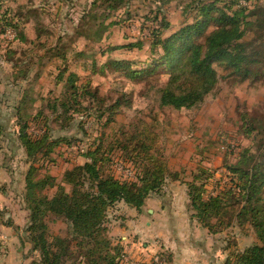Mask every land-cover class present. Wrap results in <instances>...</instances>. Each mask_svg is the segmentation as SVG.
I'll list each match as a JSON object with an SVG mask.
<instances>
[{
	"label": "trees",
	"instance_id": "trees-1",
	"mask_svg": "<svg viewBox=\"0 0 264 264\" xmlns=\"http://www.w3.org/2000/svg\"><path fill=\"white\" fill-rule=\"evenodd\" d=\"M107 1L93 0L92 6L99 10ZM172 1L152 0L155 8L141 17L143 22L138 21L143 27L152 23L146 26L150 37L145 60L111 58L118 49L142 50V40L109 45L103 54L101 49L97 51L91 45L102 44L109 39L110 33L107 32L112 26L119 25V11L124 10L127 20L131 18L126 6L128 0H116L109 7L110 10L103 13H94L92 9L85 12L80 28L77 25L73 27L77 42L84 38L87 43L83 50L75 52V61L69 63L66 57L72 45L66 46L65 42L64 46L61 45L63 37H59L60 51L56 56L64 61L65 67L60 70L57 79L58 83L65 84L66 89L54 98H43L44 101L48 98V109L53 112L59 109L57 119H66L67 124L72 126L76 119L74 115L82 114L98 120L106 118V127L123 107L132 106L130 91L116 99H108L111 102L107 103L99 86L94 89L90 87L92 79L85 84H77L80 75L71 70L72 65H79V59L85 58L84 67H92L95 72L97 54L109 55L103 73L106 68H114L137 81L155 80L159 85L155 89V98L160 107L174 110L190 109L204 102L224 79L256 83L264 81L263 2L246 0L248 5H243L241 0H190L182 8L180 25H174L168 12ZM218 2L224 6H217ZM3 7L4 3L0 1V10ZM19 14L16 8L7 7L0 13V21L4 20L6 28L16 31V37L27 41L26 29ZM45 33L39 32L37 35L42 38ZM50 36L45 37L48 40ZM26 100L27 94L15 106L17 112H23V122L15 140H19L18 148H22L27 161L36 162L40 153H43L41 159L46 160L58 143L69 141L66 137H52L48 125L51 117L46 115V107L34 115L27 114ZM242 116L243 127H246L244 134L251 139V145L242 146L237 161L226 164L234 180L237 179L236 184L207 198L205 181L211 176H203L200 173L202 167L194 170L191 173L192 181L187 184L188 208L194 213L191 217H196L202 227L214 235L221 231L220 227H228L226 220L233 217L241 225L251 226L255 230L256 241L237 252L235 263L264 264V110L247 112ZM155 120L149 123L139 118L127 126L122 125L114 132L107 149L104 143L108 137L102 133L99 146L84 152L86 162L66 171L62 183H58V179L50 174L37 178L39 168L31 163L22 195L26 202L25 209L29 211L25 229L29 233L28 241L40 254V260L33 264H67V258L77 256H82L85 264H121L123 247L113 245L104 227L108 209L122 201L141 209L148 197L161 194L169 176L174 180L180 176V172L170 171L168 167ZM41 121L48 125L42 135L28 133L31 123L40 124ZM3 133L5 129L0 126V139ZM112 150L122 151L135 163L139 171L136 181L121 182L106 173L104 166L111 160L109 153ZM69 186L71 190L67 189ZM48 187L57 190L52 195L43 193ZM50 214L67 222V237L50 233L46 223ZM78 262L74 259L70 264ZM232 262L230 254L224 264Z\"/></svg>",
	"mask_w": 264,
	"mask_h": 264
},
{
	"label": "rangeland",
	"instance_id": "rangeland-1",
	"mask_svg": "<svg viewBox=\"0 0 264 264\" xmlns=\"http://www.w3.org/2000/svg\"><path fill=\"white\" fill-rule=\"evenodd\" d=\"M0 1L4 3L0 13H3L7 7L16 8L20 12L22 26H25L27 33V41H22L16 37L18 36L16 31L10 27L6 28L4 20L0 21V126L5 129V134H1L3 137L0 139V218L3 220L5 217L7 222H11L14 217L17 220L16 225L18 224L21 228L16 248L18 250L16 264H33L40 260V254L33 249L32 243L28 241L29 233L25 230L28 226L29 211L26 210V220L25 210L23 211V208H26V202L22 193L26 187L25 178L30 166L33 164L39 168L40 173L37 178L50 174L58 179V183H62L66 171L74 165H82L86 162L87 158L83 156V153L91 147L94 150L99 146L102 133L106 138L108 137L104 143L107 149L114 137V132L122 125H129L134 119L143 118L149 123L157 119L155 124L161 133V147L168 167L170 171L180 172L178 180L170 176L167 178L159 196H168L173 185H178L182 191L189 190L187 184L192 181L191 173L201 167L200 173L203 176H211L205 181L207 198L236 184L237 179L234 180L226 164L235 163L241 147L251 145V139L244 134L246 127H243L242 114L264 110V81L256 83L238 82L234 78L224 79L213 94L193 108L174 110L160 107L155 98V89L159 86L155 80L137 81L126 75L124 71L114 68H106V73L102 72L109 57L108 54H102L109 45L118 46L142 40L144 41L142 50L118 49L113 52L111 58L135 61L147 58L150 31L146 26L152 23H147L143 27V24L139 22H143L141 17L148 14L149 10L156 5L152 0H128L126 6L129 8L131 18L127 20L124 10L119 11L121 14L118 18L119 25L112 26L107 32V34L110 33L109 39L102 44H91L95 50H102V54H97L96 71L94 72L92 67L90 69L84 67L85 58L79 59L80 64L72 65L71 70L77 71L80 75L77 84H85L87 80L92 79L90 87L94 89L99 86L107 103L111 102L108 99H116L130 91L133 97L132 106L123 107L114 121L109 122L106 127H104L106 118L98 120L82 114H75L76 119L70 126L66 119L56 118V114L60 112L59 109L53 112L52 109L47 108L48 98H54L66 89L65 84L58 83L57 79L60 70L65 67L64 61L56 56L60 51L58 39L60 36L63 37V44H61L63 46L64 42L66 46L72 45L66 57L69 58V63L75 61L77 58H75V52L83 50L87 43L84 38L77 42L73 27L77 25L80 28L81 18L85 12L92 9L94 13H103L105 10H110L109 7L114 5L116 0L107 1L99 10H95L92 6L93 0ZM189 1L173 0L170 5L168 4V12L174 25H180L183 19L182 8ZM217 6H224V4L218 2ZM28 11L30 13H27ZM112 19L115 20V17ZM39 32L46 33L39 38L37 35ZM45 36L51 38L47 40ZM26 94L25 112L34 115L39 109L46 107V115L51 117L48 125L52 137H66L69 141V143L67 141L58 143L53 148L51 157L46 160L41 159L43 153H40L39 160L36 162L27 161L22 148H18L19 140H15L21 129L20 124L23 122V112H17L15 106ZM44 97H48L46 101L43 100ZM48 125L43 122L31 123L28 126V133L40 136ZM105 149L102 151L105 152ZM109 156L111 160L104 166L107 174L121 182L137 180L138 168L122 151L112 150ZM203 169L206 172H203ZM217 188L223 189L216 191ZM67 189L71 190V186ZM56 190L57 188L48 187L43 193L52 195ZM153 198V196L148 197L141 209L129 206L123 201L117 202L108 209L104 227L113 245L123 247L121 264L174 263V259L171 260L174 254L169 255L167 252L170 250L163 252L160 249L159 245H162L164 241L157 237L158 231L145 223L152 221V215H148L146 210L152 206L149 200ZM131 208L142 214L140 219L135 217L136 213H133ZM192 214L194 213L190 209L189 217ZM191 219L194 223H199L196 217ZM226 222L229 223L228 227H220L221 231L216 235L204 228L209 234L215 236L214 245L217 246L215 253L218 254L210 256L207 261H204L206 263L202 264H224L230 254L234 261L231 264H236L237 252L256 241L255 230L251 226L241 225L234 217L227 219ZM46 223L50 233L68 236L69 226L62 218L50 214L46 218ZM198 225L202 227L200 223ZM125 234L130 240L128 244L122 241V236ZM186 234L188 233L184 235ZM210 237L213 239V236ZM0 241V250L3 251V243L8 241L7 236L0 237ZM197 242L199 243V240ZM4 251H6L5 248ZM74 259L79 261V264H85L82 256L69 257L66 263L70 264Z\"/></svg>",
	"mask_w": 264,
	"mask_h": 264
},
{
	"label": "crops",
	"instance_id": "crops-1",
	"mask_svg": "<svg viewBox=\"0 0 264 264\" xmlns=\"http://www.w3.org/2000/svg\"><path fill=\"white\" fill-rule=\"evenodd\" d=\"M259 1L264 4V0ZM220 189L223 188H217L216 191ZM187 192V189L182 191L181 187L173 185L168 196L153 195L154 198L149 200L153 207L149 206L146 210L148 215H152V221L149 220L145 223L147 226H153V229L158 231L157 237L164 241L162 245H159L160 249L163 252L170 250L167 252L169 255L174 254L172 258L169 256L171 260L174 259L173 264H202L206 263L204 261H207L210 256L218 254L215 253L217 248L214 245L216 238L214 235L209 234L207 229L206 231L199 226V223H194L189 217V197ZM23 211L26 213L25 218L27 220L26 209L23 208ZM134 212L136 213L135 217L140 219L142 214L137 212V210H133ZM4 218L3 220L0 218V237L7 236L8 241L3 243V251L0 250V264H16L18 251L16 248L19 243L21 228H19L18 224L16 225L17 220L14 217L11 222H7ZM186 232L188 234L185 236ZM210 236H213V239ZM197 240H199V243ZM122 241L124 244H128L130 240L125 234L122 236ZM4 248L6 251H4Z\"/></svg>",
	"mask_w": 264,
	"mask_h": 264
},
{
	"label": "built area",
	"instance_id": "built-area-1",
	"mask_svg": "<svg viewBox=\"0 0 264 264\" xmlns=\"http://www.w3.org/2000/svg\"><path fill=\"white\" fill-rule=\"evenodd\" d=\"M241 3H242L243 5H248V3H247V1H246V0H242V1H241ZM211 194H214V193H211ZM155 264H158V262H157V263H155Z\"/></svg>",
	"mask_w": 264,
	"mask_h": 264
}]
</instances>
